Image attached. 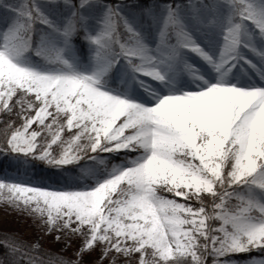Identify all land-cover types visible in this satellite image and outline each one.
Here are the masks:
<instances>
[{"label":"snow or ice","instance_id":"obj_1","mask_svg":"<svg viewBox=\"0 0 264 264\" xmlns=\"http://www.w3.org/2000/svg\"><path fill=\"white\" fill-rule=\"evenodd\" d=\"M0 204V264H264V0H0Z\"/></svg>","mask_w":264,"mask_h":264},{"label":"rangeland","instance_id":"obj_2","mask_svg":"<svg viewBox=\"0 0 264 264\" xmlns=\"http://www.w3.org/2000/svg\"><path fill=\"white\" fill-rule=\"evenodd\" d=\"M4 219H5L4 206L2 204H0V222H2ZM8 219L10 221H14L15 220V217L14 216L13 217H8ZM9 230H19L22 233H25L26 232V235L29 238L32 236V230L31 229H26V227H24V228H18V226H16L14 223L9 226ZM68 255H70V253H68ZM252 256H258V254L257 253H252Z\"/></svg>","mask_w":264,"mask_h":264}]
</instances>
